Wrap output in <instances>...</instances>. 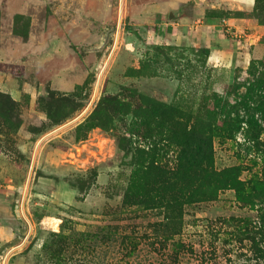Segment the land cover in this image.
Segmentation results:
<instances>
[{
  "label": "rangeland",
  "instance_id": "rangeland-1",
  "mask_svg": "<svg viewBox=\"0 0 264 264\" xmlns=\"http://www.w3.org/2000/svg\"><path fill=\"white\" fill-rule=\"evenodd\" d=\"M125 2L0 0V264H264V38L214 66ZM190 183L184 209L156 196Z\"/></svg>",
  "mask_w": 264,
  "mask_h": 264
},
{
  "label": "crops",
  "instance_id": "crops-1",
  "mask_svg": "<svg viewBox=\"0 0 264 264\" xmlns=\"http://www.w3.org/2000/svg\"><path fill=\"white\" fill-rule=\"evenodd\" d=\"M125 5L128 25L132 28L140 31L151 25L149 32L168 44L174 42L198 49L207 48V60L214 66L222 63L232 65L239 61L237 57L242 54L247 60L248 56H252L249 51L258 49L259 41L264 38V24L256 16V0H126ZM246 37L247 42L244 41ZM243 50L247 51L244 53ZM13 85L0 89V92H10L12 98L18 101L13 93L18 95L19 87L14 88ZM20 148L18 150L23 154ZM0 166L7 169L13 166L6 161L1 150ZM6 168L0 169V174ZM8 186L16 188L15 185ZM8 195L1 189L0 242L9 240L13 234L3 214L6 206L2 201Z\"/></svg>",
  "mask_w": 264,
  "mask_h": 264
},
{
  "label": "trees",
  "instance_id": "trees-1",
  "mask_svg": "<svg viewBox=\"0 0 264 264\" xmlns=\"http://www.w3.org/2000/svg\"><path fill=\"white\" fill-rule=\"evenodd\" d=\"M256 16L260 23L264 24V0H256ZM131 30V28H130ZM133 33H136L135 30H131ZM201 52L204 54V56H208L209 49L207 48H201ZM167 109H171L173 111L177 110V107L170 105L168 107H165ZM230 132V131H228ZM226 133V131H224ZM214 145H213V138H201L197 142V152L193 158V161L190 163H186L189 167L192 169V173H197L201 178H207L214 174ZM202 180L199 179L198 183L195 184L199 186V183H201ZM191 184V183H190ZM194 184L187 185L184 188H172L168 189L163 192L161 196L156 195L157 197L163 198V200H167L168 202H176V204H179L180 207L184 209L187 205H192L194 202L199 201V199H196L195 196H193L191 191L194 189ZM150 200V199H148ZM182 209V212H183Z\"/></svg>",
  "mask_w": 264,
  "mask_h": 264
},
{
  "label": "built area",
  "instance_id": "built-area-1",
  "mask_svg": "<svg viewBox=\"0 0 264 264\" xmlns=\"http://www.w3.org/2000/svg\"><path fill=\"white\" fill-rule=\"evenodd\" d=\"M22 214L24 215L25 219L27 220V222L30 224V220L29 218L27 217V215L25 214V212L22 210ZM31 225V224H30Z\"/></svg>",
  "mask_w": 264,
  "mask_h": 264
},
{
  "label": "water",
  "instance_id": "water-1",
  "mask_svg": "<svg viewBox=\"0 0 264 264\" xmlns=\"http://www.w3.org/2000/svg\"><path fill=\"white\" fill-rule=\"evenodd\" d=\"M170 19H173V18H171V17H170ZM40 92H42V90H41V89H40Z\"/></svg>",
  "mask_w": 264,
  "mask_h": 264
}]
</instances>
